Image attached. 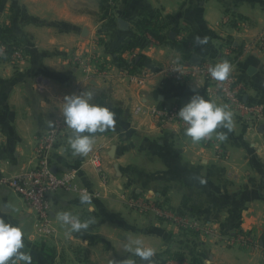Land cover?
<instances>
[{
  "label": "crops",
  "instance_id": "obj_1",
  "mask_svg": "<svg viewBox=\"0 0 264 264\" xmlns=\"http://www.w3.org/2000/svg\"><path fill=\"white\" fill-rule=\"evenodd\" d=\"M145 21L160 30L162 41L151 35L153 42L144 43L149 32L141 36L138 25ZM4 26L26 53L18 66L0 65L4 174L36 165L39 139L64 123L65 95L93 91V102L116 114L115 128L94 134L87 156L72 154L64 123L50 159L58 174H73L74 190L52 196L50 232L21 196L0 187V217L22 228L32 264H120L126 258L145 264L125 250L128 237L154 248L153 264L177 254L188 264H264V120L257 128L241 121L202 77L175 80L165 72L178 63L193 68L204 58L218 60L222 45L233 44L239 54L227 60L233 75L246 98L264 106V49L247 47L264 32V0H0ZM197 36L207 43L196 45ZM138 42L145 45L130 46ZM195 55L200 61L192 63ZM196 92L232 112V131L216 130L227 133L226 140L214 133L193 143L177 124L160 125L148 112L176 101L185 105ZM80 188L92 195L91 205L80 204ZM135 198L191 213L197 230L184 234L152 206L134 209ZM60 211L94 222L69 234L56 219ZM238 231L252 234L255 245L230 241Z\"/></svg>",
  "mask_w": 264,
  "mask_h": 264
},
{
  "label": "built area",
  "instance_id": "obj_2",
  "mask_svg": "<svg viewBox=\"0 0 264 264\" xmlns=\"http://www.w3.org/2000/svg\"><path fill=\"white\" fill-rule=\"evenodd\" d=\"M142 40L146 43H151L153 42V37L150 33H145ZM247 47H257L263 50L264 32ZM238 55L235 52L233 44H223L221 47V57L218 60L204 58L193 68L178 63L167 66L165 72L175 80H180L191 75L204 78L213 88L214 92L226 102L231 111L241 121L250 123L252 127L257 128L264 120V106L246 98L245 86L238 82L233 75V64L228 62L231 66V71L229 77L222 82L213 80L208 72V69L216 63L223 62V60L230 61L237 59ZM134 57L135 55L132 54L129 63L134 62ZM25 59L26 53L22 47L16 43H14V47H11L9 42L0 40V65L10 62L18 66ZM183 106V104L176 101L170 104L152 106L148 112L160 125L174 123L184 132L187 125L177 115ZM64 134V123L59 121L39 139L36 148L37 163L34 167L24 170L16 176H7L0 169V187H9L21 196L35 212L41 228L45 232L51 231L49 224L53 206L52 196L60 191L70 192L74 190L73 174H58L54 170L50 159L52 150H54ZM204 140L210 141L211 139L206 138ZM94 162L96 167L100 169V159L95 157ZM83 190L89 192L86 188L79 189L80 192ZM130 205L134 209H147L151 203L135 198L130 201ZM156 206V213L159 218L174 223L187 233L197 230V223L192 220L191 213L167 205L158 204ZM230 241L233 243L234 241H239L243 245L249 246L255 245V237L245 232H239L238 236L234 239L232 238ZM186 260H179L178 258L169 259V257H166L163 259V264H188Z\"/></svg>",
  "mask_w": 264,
  "mask_h": 264
},
{
  "label": "clouds",
  "instance_id": "obj_3",
  "mask_svg": "<svg viewBox=\"0 0 264 264\" xmlns=\"http://www.w3.org/2000/svg\"><path fill=\"white\" fill-rule=\"evenodd\" d=\"M207 43L206 38L195 37L196 45ZM179 60V58H177ZM231 66L227 61L216 63L208 69L210 77L218 82L225 81L230 74ZM95 93L84 90L79 94L65 95L61 113L65 125L71 129L68 144L73 155L87 156L93 150L94 134L114 129L116 114L108 106L94 103ZM187 125L184 133L193 143L202 139L215 137L219 141L227 139V133L216 131L233 128V114L226 105H217L196 92L177 113ZM50 124L54 121H50ZM203 183V181H201ZM92 195L83 190L79 194L81 205H91ZM88 211H92L89 207ZM56 219L69 234L85 232L94 222L92 219H81L71 211H60ZM24 232L19 225H14L0 217V264H32V256L25 252ZM125 250L132 252L145 264H153L154 248L146 246L139 238H127ZM120 264H135L131 258L120 261Z\"/></svg>",
  "mask_w": 264,
  "mask_h": 264
},
{
  "label": "trees",
  "instance_id": "obj_4",
  "mask_svg": "<svg viewBox=\"0 0 264 264\" xmlns=\"http://www.w3.org/2000/svg\"><path fill=\"white\" fill-rule=\"evenodd\" d=\"M148 24L152 25L151 22H147V21H145L143 23L141 22V24L138 25V28L142 31L141 32L142 33L141 36L145 33V31L146 32L148 31L149 33H151V35L154 38H156L159 41H162L163 37L159 33L160 30L155 28V27H153V26H151V25L148 26ZM141 38L143 39V36ZM0 40H4L5 42H9L10 46L14 47V41L15 40L8 35V28L6 26L0 28ZM144 43H146V42L144 41ZM137 45L142 46V45H145V44H141L139 42L138 43H130V46H137ZM130 46L128 45V47H130ZM178 46L180 48H183V49L185 48L184 44H182V43L178 44ZM182 256H183L182 254H177V258H179L180 260L183 258Z\"/></svg>",
  "mask_w": 264,
  "mask_h": 264
},
{
  "label": "rangeland",
  "instance_id": "obj_5",
  "mask_svg": "<svg viewBox=\"0 0 264 264\" xmlns=\"http://www.w3.org/2000/svg\"><path fill=\"white\" fill-rule=\"evenodd\" d=\"M131 201V200H130ZM129 205H130V203H129ZM152 205H150V207H151ZM132 207V206H131ZM150 207H148V208H150ZM153 207V206H152ZM148 208L147 209H145V208H142V209H136V210H138V211H147L148 210ZM156 208H157V206L156 205H154V207H153V209L156 211ZM174 208V207H173ZM157 214V213H156ZM158 215V214H157ZM161 219V218H160ZM163 221H166V222H170V221H168V220H164V219H162ZM193 220V219H192ZM195 221V220H194ZM174 224V223H173ZM177 226V225H176ZM177 228H179L178 226H177ZM180 229V228H179ZM184 234H188V235H192L193 236V234L190 232V233H187V232H184V231H182ZM238 232H240V231H238ZM244 246H246V245H244ZM247 246H249V245H247Z\"/></svg>",
  "mask_w": 264,
  "mask_h": 264
},
{
  "label": "water",
  "instance_id": "obj_6",
  "mask_svg": "<svg viewBox=\"0 0 264 264\" xmlns=\"http://www.w3.org/2000/svg\"><path fill=\"white\" fill-rule=\"evenodd\" d=\"M121 24H123L124 26L123 27H126V22L124 21H121ZM200 61V58H199V56L198 55H195L193 58H192V63H197V62H199Z\"/></svg>",
  "mask_w": 264,
  "mask_h": 264
}]
</instances>
